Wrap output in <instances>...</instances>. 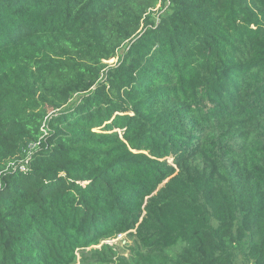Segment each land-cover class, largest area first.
I'll list each match as a JSON object with an SVG mask.
<instances>
[{"label": "trees", "instance_id": "1", "mask_svg": "<svg viewBox=\"0 0 264 264\" xmlns=\"http://www.w3.org/2000/svg\"><path fill=\"white\" fill-rule=\"evenodd\" d=\"M73 263L264 264V0H0V264Z\"/></svg>", "mask_w": 264, "mask_h": 264}, {"label": "rangeland", "instance_id": "2", "mask_svg": "<svg viewBox=\"0 0 264 264\" xmlns=\"http://www.w3.org/2000/svg\"><path fill=\"white\" fill-rule=\"evenodd\" d=\"M115 60H116V58H112L109 60V62H114ZM102 242L108 243V244H114L115 243L120 251L127 253L126 250L123 248L125 244L129 243L128 238H127L125 233L118 234L115 238L106 239V240H103ZM99 245L100 244L96 245L95 247H97ZM73 264H77V263H73Z\"/></svg>", "mask_w": 264, "mask_h": 264}, {"label": "built area", "instance_id": "3", "mask_svg": "<svg viewBox=\"0 0 264 264\" xmlns=\"http://www.w3.org/2000/svg\"><path fill=\"white\" fill-rule=\"evenodd\" d=\"M20 168H21V169H23V168H24V166H23V165H20Z\"/></svg>", "mask_w": 264, "mask_h": 264}]
</instances>
